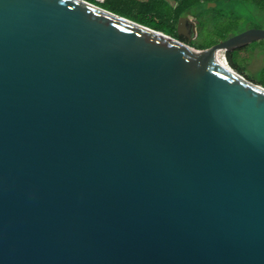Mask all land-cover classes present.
Masks as SVG:
<instances>
[{"label": "water", "instance_id": "1", "mask_svg": "<svg viewBox=\"0 0 264 264\" xmlns=\"http://www.w3.org/2000/svg\"><path fill=\"white\" fill-rule=\"evenodd\" d=\"M261 40L0 0V264H264V87L216 58Z\"/></svg>", "mask_w": 264, "mask_h": 264}, {"label": "trees", "instance_id": "2", "mask_svg": "<svg viewBox=\"0 0 264 264\" xmlns=\"http://www.w3.org/2000/svg\"><path fill=\"white\" fill-rule=\"evenodd\" d=\"M113 13L162 31L176 39L188 42L178 31L185 17L197 21L198 36L192 46L208 49L245 29H264V0H87ZM245 10L243 16L239 11ZM237 51L226 53L230 66L244 74L234 59ZM259 85L264 87V66L259 70Z\"/></svg>", "mask_w": 264, "mask_h": 264}, {"label": "rangeland", "instance_id": "3", "mask_svg": "<svg viewBox=\"0 0 264 264\" xmlns=\"http://www.w3.org/2000/svg\"><path fill=\"white\" fill-rule=\"evenodd\" d=\"M239 13L243 16L248 15V12L245 10H241ZM183 25L184 26L181 27V22L178 24V31L182 28L181 33L188 39V42L186 43L191 45L197 41V21L192 17L189 22L184 23ZM234 59L236 64L242 68L244 73L242 75L244 77H248L249 80L259 83V70L264 66V41L250 45L243 54L235 52Z\"/></svg>", "mask_w": 264, "mask_h": 264}, {"label": "bare ground", "instance_id": "4", "mask_svg": "<svg viewBox=\"0 0 264 264\" xmlns=\"http://www.w3.org/2000/svg\"><path fill=\"white\" fill-rule=\"evenodd\" d=\"M216 55H217V56H216L217 61H219V63H220L222 66H224V67H226V68H228V69H230V70H232V71L234 72V70H233V68L230 66V64H229V62H228V60H227V58H225L224 51L217 52Z\"/></svg>", "mask_w": 264, "mask_h": 264}, {"label": "flooded vegetation", "instance_id": "5", "mask_svg": "<svg viewBox=\"0 0 264 264\" xmlns=\"http://www.w3.org/2000/svg\"><path fill=\"white\" fill-rule=\"evenodd\" d=\"M251 28H252V27H251ZM251 28H248V29H251ZM248 29H245L244 31H246V30H248ZM260 29H262V28H260ZM242 32H243V31H242ZM238 34H239V33H238ZM236 35H237V34H236ZM261 41H264V40H261ZM261 41H258V42H261ZM254 43H257V42H254ZM254 43H252V44H254ZM252 44H250V45H252ZM250 45L245 46V47L240 48V49H237V50H235V51L239 52V54H243L244 51H245ZM246 78H248V77H246Z\"/></svg>", "mask_w": 264, "mask_h": 264}, {"label": "built area", "instance_id": "6", "mask_svg": "<svg viewBox=\"0 0 264 264\" xmlns=\"http://www.w3.org/2000/svg\"><path fill=\"white\" fill-rule=\"evenodd\" d=\"M99 1H103V0H99Z\"/></svg>", "mask_w": 264, "mask_h": 264}]
</instances>
